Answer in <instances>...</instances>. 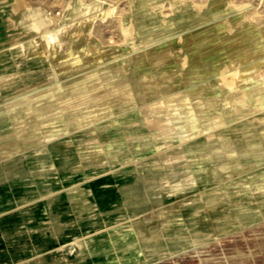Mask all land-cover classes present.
I'll list each match as a JSON object with an SVG mask.
<instances>
[{"label":"rangeland","instance_id":"obj_1","mask_svg":"<svg viewBox=\"0 0 264 264\" xmlns=\"http://www.w3.org/2000/svg\"><path fill=\"white\" fill-rule=\"evenodd\" d=\"M68 1L31 0L33 6L42 2L46 15H55V25L63 26L61 39ZM85 3L101 7L100 15L110 11L104 20L97 14L89 18L92 21L88 34L83 35L86 42L80 55L52 44L43 33L29 37L18 53L0 56V153L6 148L11 152L62 150L69 143L75 163L97 166L116 162V157L126 162L152 160L168 147L178 149L198 142L202 138L198 132L214 130L224 133V138H246L243 150L234 153V161L245 153L252 165L264 166V124L260 123L264 121V0ZM150 35L155 38L146 42ZM109 65L114 68L106 70ZM200 89L207 91L198 93ZM199 94L204 96L201 104ZM170 100L175 101L181 116L167 110ZM119 117H126V122ZM131 131L136 133L139 147L133 151L129 150L134 139ZM176 131L186 136L165 139L167 132L173 137ZM218 142L222 144L218 153L209 145L200 156L191 154L190 170L195 168L196 159V165L206 168L215 159L224 158L221 151L226 150V140ZM180 161L178 157L176 164H183ZM249 169L228 172L234 183L230 190L235 187L241 192L242 181L249 178L252 195H258L256 180L264 181V171ZM186 170L181 168V177L187 176L183 174ZM219 175L226 179L224 173ZM253 206L263 209V203ZM176 207L172 203L170 211ZM163 210L159 207L154 211ZM259 228L264 231V222L245 231L254 233ZM261 233L258 237L253 234L255 239L245 242L235 257L230 255V263H264ZM247 238L241 235L234 239ZM257 245L261 247L256 253L252 248ZM224 256L220 252L221 261Z\"/></svg>","mask_w":264,"mask_h":264},{"label":"crops","instance_id":"obj_2","mask_svg":"<svg viewBox=\"0 0 264 264\" xmlns=\"http://www.w3.org/2000/svg\"><path fill=\"white\" fill-rule=\"evenodd\" d=\"M33 4L31 0H0V56L18 53L29 37L55 26V15H46L42 2ZM101 11L96 3L85 0L67 2L61 39L64 51L78 54L86 42L83 35L88 34L91 16ZM154 38L150 35L146 42ZM203 97L199 94L200 104ZM174 102H168L167 110L181 116ZM119 119L126 122V117ZM198 133L202 137L198 142L178 149L168 147L152 160L126 162L116 157V162L97 166L75 163L69 143L62 150L4 149L0 153V264H250L230 263L228 257H235L245 242L254 240L253 234L258 237L264 232L261 228L246 232L251 225L264 222V181L256 180L258 195H252L249 178L242 181L241 193L235 187L230 190L234 183L228 172L252 168L262 173L264 166L252 165L242 152L237 157L243 158L234 161L245 137L224 138V133L214 130ZM130 134L134 139L129 150H137L136 133ZM166 134V140L186 136L182 131L173 132V137L171 132ZM221 140L227 145L221 151L224 158L215 159L209 168H200L196 159L190 170L191 154L200 156L209 145L218 153ZM235 140L240 141L236 146ZM177 156L183 164H176ZM182 167L188 169L183 174L194 177H181ZM220 173L226 179H220ZM172 203L177 206L174 211H170ZM257 203H263L262 210L251 207ZM159 207L164 210L155 212ZM241 235L249 238L235 242ZM259 245L252 251H260L264 244ZM220 252L227 263H219Z\"/></svg>","mask_w":264,"mask_h":264},{"label":"bare ground","instance_id":"obj_3","mask_svg":"<svg viewBox=\"0 0 264 264\" xmlns=\"http://www.w3.org/2000/svg\"><path fill=\"white\" fill-rule=\"evenodd\" d=\"M109 11L110 10H107V12H104L101 15L99 13H97V16L98 17L100 16V18L104 20V19H106V16H108V14H109L108 12ZM61 27H63V26L62 25H60V26H56L55 25V29L46 28V29L43 30L42 33H44V34H46V35H48L50 37V39L52 41V44L56 43V44H60L61 45V42H62L61 41V35H62V32H61L62 28Z\"/></svg>","mask_w":264,"mask_h":264}]
</instances>
